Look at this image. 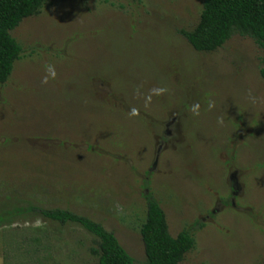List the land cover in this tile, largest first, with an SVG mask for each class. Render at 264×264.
Here are the masks:
<instances>
[{
	"label": "rangeland",
	"instance_id": "374dc122",
	"mask_svg": "<svg viewBox=\"0 0 264 264\" xmlns=\"http://www.w3.org/2000/svg\"><path fill=\"white\" fill-rule=\"evenodd\" d=\"M204 0H52L11 33L0 84V264H99L96 236L30 206L102 223L142 264L147 197L181 264H264V52H214L181 30Z\"/></svg>",
	"mask_w": 264,
	"mask_h": 264
},
{
	"label": "trees",
	"instance_id": "16d2710c",
	"mask_svg": "<svg viewBox=\"0 0 264 264\" xmlns=\"http://www.w3.org/2000/svg\"><path fill=\"white\" fill-rule=\"evenodd\" d=\"M52 0H0V84L7 83L15 64L22 58L23 47L12 31L24 19L38 15ZM92 1V0H83ZM192 47L214 52L234 35L254 39L264 52V0H204L199 22L191 30H181ZM264 63V56L262 59ZM264 74V69L262 70ZM32 212L61 224L78 223L96 236L91 253L99 264H138L113 231L102 223L69 209L30 206ZM146 260L142 264H181L196 246L189 229L172 235L167 215L159 201L147 197V212L141 227Z\"/></svg>",
	"mask_w": 264,
	"mask_h": 264
}]
</instances>
